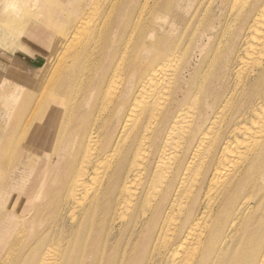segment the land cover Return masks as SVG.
I'll return each mask as SVG.
<instances>
[{
	"label": "bare ground",
	"instance_id": "bare-ground-1",
	"mask_svg": "<svg viewBox=\"0 0 264 264\" xmlns=\"http://www.w3.org/2000/svg\"><path fill=\"white\" fill-rule=\"evenodd\" d=\"M42 1L0 0L47 52L0 71V264H264V0Z\"/></svg>",
	"mask_w": 264,
	"mask_h": 264
},
{
	"label": "rangeland",
	"instance_id": "rangeland-1",
	"mask_svg": "<svg viewBox=\"0 0 264 264\" xmlns=\"http://www.w3.org/2000/svg\"><path fill=\"white\" fill-rule=\"evenodd\" d=\"M45 2H46V0L42 1V3H44V4H45ZM38 3H39V1H38ZM37 9H38L37 4H34V2H32L31 6L28 8V12L30 13V15H27L26 18L28 19V17L35 15V12L38 11ZM32 20H33V18L30 17L27 21L30 22ZM39 24H40V26L42 25L41 28H44L45 30H48V31H51L52 33H54L53 30H50L49 28H47L48 24L43 23V22L42 23L39 22ZM13 39L15 40L14 42H16V43L14 46L9 48L7 51L3 52L0 48V71L1 70L5 71V69L7 70L10 68H16L18 73L24 74V75L25 74L30 75L29 64L33 61V56H34V58H39L40 60H42V63H39V65L41 64V66H42L47 52L43 48H39L37 46H32L31 45L32 43H30L28 41L29 40L28 38H25L23 36V33L21 34V36L13 37ZM17 40H18V42H17ZM1 59H3V60H1ZM18 61H19V63L21 62L22 66L17 64ZM6 72H8V70L5 71V73ZM31 73H32V78L35 79L36 73H38V71L31 72ZM6 84H7L6 85L7 87L5 89L11 87L9 82H7ZM3 85H5V84L3 83ZM1 86L2 85H0V89H1ZM24 90H25V87H24V89L20 88V90L18 89L17 91H18V93H19V91H20V93H22ZM17 99L21 100V97L19 96ZM2 105L3 104L0 103V119H1V115L3 113Z\"/></svg>",
	"mask_w": 264,
	"mask_h": 264
}]
</instances>
